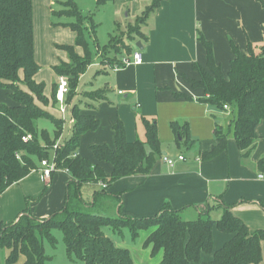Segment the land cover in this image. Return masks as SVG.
<instances>
[{
	"label": "crops",
	"instance_id": "1",
	"mask_svg": "<svg viewBox=\"0 0 264 264\" xmlns=\"http://www.w3.org/2000/svg\"><path fill=\"white\" fill-rule=\"evenodd\" d=\"M110 1L115 16L126 12L127 17L136 20L153 3V0ZM54 2L56 0H33L36 61L50 68L52 75L51 78L49 74L47 83L40 69L35 79L46 84L44 93L50 100L46 109L51 113V105L59 106L56 94H53L59 80L54 66L69 61L68 52L58 50L52 44H75L77 37L70 26L66 29L63 25L54 24L51 18V13L55 12ZM263 27L264 5L261 0H163L141 26L144 36L132 40L133 52L117 55L129 58L141 50L143 64L121 67L96 62L89 66L80 77L77 95L68 104L65 120L62 114L57 116L64 122V131L58 141L64 144L73 133L75 124L70 123L72 118L75 121L72 105L79 103L83 114H93L100 123L97 129L80 136L78 153L90 158L93 164L97 163L92 153L93 145L104 143L111 148L116 147L115 126L118 122L123 124L129 142L146 141L143 119L156 122L162 153L149 173L117 179L102 195H97L104 188L102 182H87L81 186L80 199L85 209L113 218L119 215L148 217L158 214L169 202L173 208L180 209L183 219L194 220L203 214L221 219L228 206L252 231L264 229V178L259 177L264 175V166L259 164L264 159V120L256 128L259 137L248 155L231 135L222 153L203 159L202 154L218 143L217 127H223L227 132L230 130L234 110L231 106L220 109L209 102H201L206 97L205 91L193 87L189 80L201 77L194 68L195 62L203 66L208 62L206 46L199 39L201 35L212 44L214 60L228 76L235 58L234 46L247 53L253 45L256 52H260L264 41ZM138 42L142 49L136 45ZM75 48L80 55L84 53L83 48ZM94 66L98 69L89 85L84 80ZM100 90L106 94L98 99L89 98L85 93ZM1 92L0 102H8ZM176 121L188 127L189 136L185 129L182 137L172 128ZM54 128L53 124L49 130ZM183 145L188 152L183 151ZM180 154L185 156V160L177 158ZM165 156L176 159L174 165L170 166L164 160ZM101 166L108 175L112 173L110 162L104 161ZM43 168L39 163L30 174L11 184L0 195V227L18 220L27 210L42 219L65 205L71 173L58 168L46 178ZM104 229L115 244L129 249L137 264H159L163 260V251L153 254L152 246H145L155 228L142 230L134 239L128 228L118 231L110 227ZM230 238L231 234L216 228L213 233L215 249L224 246ZM262 255L260 264H264V241ZM202 257L203 262L213 258L211 254Z\"/></svg>",
	"mask_w": 264,
	"mask_h": 264
},
{
	"label": "trees",
	"instance_id": "2",
	"mask_svg": "<svg viewBox=\"0 0 264 264\" xmlns=\"http://www.w3.org/2000/svg\"><path fill=\"white\" fill-rule=\"evenodd\" d=\"M162 1L153 0L136 23L129 25L127 33L123 34L126 37L113 36L110 43L104 46H100L97 39L100 23L81 11L76 0L62 2L65 9L55 13L73 17L75 21L54 24L70 26L77 33L75 44L59 45L68 52L69 61L54 66L59 76L69 79L67 104L77 95L80 77L94 64L95 55L101 52L102 62L125 66L118 57L113 61L107 55L111 52L117 55L131 54L133 46L130 41L144 36L141 26ZM261 2L264 5V0ZM33 14V0H0V89L8 98V102H0V195L11 184L30 174L42 160L52 159L54 155L57 168L68 170L72 180L67 189L65 205L50 217L40 219L27 210L18 220L1 225L0 264H50L51 257L46 252L44 238L54 245L56 230L63 232L69 256L86 264H137L128 248L118 246L106 235L105 227L115 231L128 228L133 239L142 230L155 228L145 241V246H152L153 254L163 251V260L159 264L203 262L204 254H211L213 258L202 264H260L263 259L264 229L252 231L228 206L221 219L203 214L194 220L183 219L180 209L173 208L169 202L163 205L158 214L148 217L119 215L113 218L85 209L80 193L81 186L87 182H105L109 185L117 179L137 173L147 174L152 170L162 153L158 125L147 118L143 119L146 141L138 139L129 142L123 124L118 122L115 126L116 147L111 148L104 143L93 145L92 153L97 160L93 164L90 158L78 153L80 136L97 129L100 123L93 114H83L79 103H74L73 133L54 151L64 131V122L46 109L50 101L44 93L46 84L35 79L41 65L36 61ZM199 39L206 46L208 62L205 66L195 62L194 68L201 77L189 80L193 87L205 91L206 97L201 102H209L220 109L228 105L234 110L230 130L227 132L223 127H217L215 135L218 143L203 153L202 158L207 160L222 153L231 135L248 155L259 137L256 128L264 120V41L260 52H256L253 45H250L247 53L235 45V58L226 76L221 65L214 60L212 44L202 35ZM91 41L97 47L96 52L91 48ZM76 46L83 48L82 55L77 52ZM56 90L57 87L53 94ZM85 93L93 99L106 94L104 90ZM40 119L49 120L54 124V130L41 128L38 125ZM172 128L182 137L185 129L189 136L188 127L177 121ZM28 135L31 138L23 140ZM189 141H192L190 137ZM104 161L112 164L113 171L109 175L101 166ZM259 164L264 166V159ZM105 192L106 188H103L97 195ZM216 228L231 234V238L219 249H215L213 240Z\"/></svg>",
	"mask_w": 264,
	"mask_h": 264
},
{
	"label": "rangeland",
	"instance_id": "3",
	"mask_svg": "<svg viewBox=\"0 0 264 264\" xmlns=\"http://www.w3.org/2000/svg\"><path fill=\"white\" fill-rule=\"evenodd\" d=\"M64 0H56L54 2L55 4L53 5V10L54 11H60L62 9H65L63 2ZM79 4V7L83 9V12L87 15H91L96 19L97 22H99V26L97 29V39L99 41L100 46H104L106 44L110 43V40H112L113 36H116L117 38L119 37H124V33H127L126 31L128 30L129 25L135 24L136 19L132 18L131 16H126V12L120 14V15H114L113 12V7H112V2L110 0H104V1H97V0H76ZM51 18L53 19L54 22H68V21H75V18L73 17H66L63 15H58L55 12L51 13ZM62 26V25H61ZM66 29H70L68 27H63ZM72 31V30H71ZM126 37V36H125ZM75 42V41H74ZM130 43L134 44L133 41H130ZM54 48L58 50H62L59 46H56V44H52ZM51 45V47H52ZM91 48L93 50H97V47H95L94 42L91 41ZM51 49V48H50ZM52 50V49H51ZM47 53V49L46 52ZM53 54V53H52ZM101 52L98 54V56L95 55L94 58V63H101V65L107 66V65H112L110 62H102L103 58H101ZM40 52L38 53V58L40 59L41 56L39 57ZM67 56V54H66ZM107 57L111 60L114 61L115 58H117V54L114 52H111L107 55ZM68 58V57H67ZM108 59V60H109ZM41 65V71L44 79H46L47 83L49 82V74H50V68L48 69L47 66H43L42 63H39ZM97 66V65H96ZM97 67H92L88 71V75L85 77L86 79L84 80L87 84L90 85L91 83V78L92 75L95 74L97 71ZM51 75V74H50ZM52 78V75H51ZM43 79V80H44ZM44 82V81H43ZM1 90V89H0ZM1 92V91H0ZM4 93V92H1ZM5 95V93H4ZM52 96V95H51ZM51 109L53 115L59 116L61 113H59V106L58 104L51 105ZM69 118H67V121ZM38 125L41 127H47L48 129L53 127V124L49 120L45 119H40L38 122ZM68 133V132H67ZM69 135V134H68ZM64 142V140H63ZM183 151L188 152L186 145H183L182 147ZM181 149V150H182ZM173 152L172 154H175ZM54 236L56 238V243L52 245V243L47 239L44 238V244L46 246V252L47 254L51 257L50 264H86L83 260H79L77 258L70 257L67 251V246L64 243V234L61 230H56L54 231ZM8 252V251H7Z\"/></svg>",
	"mask_w": 264,
	"mask_h": 264
},
{
	"label": "built area",
	"instance_id": "4",
	"mask_svg": "<svg viewBox=\"0 0 264 264\" xmlns=\"http://www.w3.org/2000/svg\"><path fill=\"white\" fill-rule=\"evenodd\" d=\"M119 60H122V62H124V64L126 66H129V64H143V54L141 52V50H137L135 51L133 54H132V57H124V56H121V57H118ZM58 84H57V90H56V100L58 101L59 103V109L61 111V114L63 115V119L65 120V115L69 112V105L67 104L66 102V99H67V93L69 91V79L65 76H59L58 77ZM120 93H123L121 90L119 91ZM225 108H229L228 105H225ZM74 119H70V123L73 124ZM28 138H31V135H28V136H25L23 137V140H27ZM60 146H62V144L60 143V141H58L56 143V145L54 146V151H56L57 148H59ZM55 157L56 155H54L52 157V159H44L41 161V164L43 165V175L46 177V178H49L53 172L56 171L57 166H56V162H55ZM177 158L179 160H185V156L183 154H180L177 156ZM164 160L170 165H174V163L176 162V159L172 158V157H168V156H165ZM260 178H264V175H260L259 176ZM101 185L104 187V188H107L108 187V184L105 183V182H102Z\"/></svg>",
	"mask_w": 264,
	"mask_h": 264
},
{
	"label": "water",
	"instance_id": "5",
	"mask_svg": "<svg viewBox=\"0 0 264 264\" xmlns=\"http://www.w3.org/2000/svg\"><path fill=\"white\" fill-rule=\"evenodd\" d=\"M136 45H137L138 47H140L141 49L143 48V46L141 45L140 42H138Z\"/></svg>",
	"mask_w": 264,
	"mask_h": 264
}]
</instances>
